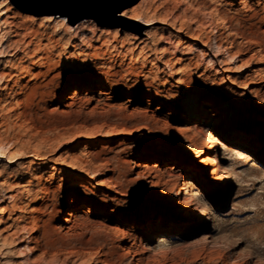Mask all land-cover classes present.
Listing matches in <instances>:
<instances>
[{
    "label": "rangeland",
    "instance_id": "1",
    "mask_svg": "<svg viewBox=\"0 0 264 264\" xmlns=\"http://www.w3.org/2000/svg\"><path fill=\"white\" fill-rule=\"evenodd\" d=\"M53 5L0 0V264H264V163L232 154L264 156V0H140L79 20ZM90 81L89 101L57 102ZM217 131L231 155L201 168L189 139L206 152ZM190 181L199 216L176 207Z\"/></svg>",
    "mask_w": 264,
    "mask_h": 264
},
{
    "label": "bare ground",
    "instance_id": "2",
    "mask_svg": "<svg viewBox=\"0 0 264 264\" xmlns=\"http://www.w3.org/2000/svg\"><path fill=\"white\" fill-rule=\"evenodd\" d=\"M54 13H58V12H54ZM1 14L2 13L0 12V15ZM50 15H54V14H50ZM120 16L127 17V14L124 11V12H122L120 14ZM46 19H51V17L50 16H47ZM143 24L144 25H149L150 23H143ZM23 30L26 33L24 34V36H23L22 39H25L26 37H29V36H33V39L35 40V42H38V47H39V45L41 43V40L43 39L42 35L37 30H35L33 28L26 27ZM1 41L2 40H1V37H0V43H1ZM31 44H32L31 42H28L26 44V46L21 49L23 52H25V57H28V55H30V51H26V48L29 47ZM9 46H8V48H10ZM1 53H3V51L0 49V54ZM10 54H11V51H10ZM38 54L40 56V60H42L41 61V64H44V66H46L45 67L46 68V71H43L45 73H41V71H40L41 69H39V71L37 73V76H40V74L42 76H45L44 74L49 73L52 70V68H53L52 66H53L54 63L52 62V59H51L50 56H45L44 57L40 52ZM4 55H6V54L4 53ZM41 66L42 65H40V67ZM22 68H23L22 66H20V67L18 66V68L15 70V72H17L18 70H20ZM43 80H44V78H43ZM92 86H94V83H93V81H90L84 87L85 88L84 90H81V88L79 86H75L72 91H68L67 88H64L61 91L60 96H59L57 102L61 103L66 108H68L69 109L68 113H69V112L72 111L71 108L74 107L75 104L78 101H80V100L89 101V98L87 96H85L84 98H82L80 96V94L81 93H84V94L86 93V95H87L88 93L91 92L90 89L92 88ZM28 89H30V88H28ZM32 92H33V89L30 90V93H32ZM104 94H105V92L100 91L99 96H102ZM30 95H32V94H30ZM149 98L151 99L152 97L149 96ZM210 106L211 105L209 103H206V102L205 103H202L201 106H200L201 112L200 113L194 112L191 115L190 119L192 121H194V122H196V123L199 124L203 120V117L202 116L209 113L208 109L210 108ZM205 121H207V119ZM195 128H197V126ZM176 131L180 135H185L184 131L180 127H178V126L176 127ZM220 138H221V133L219 131L215 132L214 134H211L209 136V138H208L209 139V142H208V145H207L208 146V149H207L208 151H206V152H202V150L199 148V146L195 143V140H194L193 137H191L189 139L192 142V144H193V147H194L193 150L195 151V153H199V154L201 153V154H203L202 155L203 156V163H202L201 168H206L207 165H208V163H210L208 156H211L212 155L214 160H216L218 163L219 162L222 163L223 161H225L228 158V156L231 155L230 154L231 151H229V147L228 146H231L234 143L230 139H227V140L223 139L221 141ZM234 138L245 139L247 137H246V135H245L244 132L236 131L234 133ZM219 145H223V147H224V151H223L224 153L221 154V155H219V153H218ZM237 148H239V147H237ZM232 154L235 155V156H238L239 160L242 161V162H244V164H248V163H251V162H254V163H264V156L263 155H259L257 152L251 151L250 149H247V148L245 149L243 147H240L239 149H234V151H233ZM0 157H2V155H0ZM156 159H157L156 161H162V160H169L170 158H163V157L157 155L156 156ZM16 160H17V158L14 155H8L5 158V161L7 163H14ZM146 161H148V160L146 159ZM194 172H195L196 176H199L200 175V173L198 171H194ZM231 172H235V168L234 167L231 168ZM166 174L168 175V177H171V176L172 177L173 176H181V175H179L180 173L177 175L171 169H168L166 171ZM212 174L213 175H217L218 178H219L220 175L227 174V169L223 165L218 164L216 166V168L212 171ZM184 175L191 176L192 175V170H190V169L186 170L184 172ZM235 175H237V173H235ZM213 180H214V178H213ZM226 180L227 181L225 182V186H228L229 184H232V182L234 180L233 175L230 174V173L227 174L226 175ZM176 192L177 193H176V195H175L174 198H175V201H176V207L177 208H183V209H186L187 210V207H188V204L187 203H191V205L193 206V209L195 211V216H199L202 213V209H201V207H200V205L198 203V199H197L198 196L200 195V193L197 190L196 186L194 185L193 181H190L189 182V186H188V189H186V191H185V189L183 187L182 188L180 187ZM228 193H229V191L226 192V194H228ZM81 209H84V207H81ZM185 215H187V213H185ZM63 220H64V222H67L68 219H63ZM194 221H195L194 218H192V219L189 220L190 223H193ZM182 244L183 243L178 242L175 246H178L179 247ZM174 248H176V247H174Z\"/></svg>",
    "mask_w": 264,
    "mask_h": 264
},
{
    "label": "water",
    "instance_id": "3",
    "mask_svg": "<svg viewBox=\"0 0 264 264\" xmlns=\"http://www.w3.org/2000/svg\"><path fill=\"white\" fill-rule=\"evenodd\" d=\"M57 5H53L51 9L69 13L65 10L66 6H77L75 11L76 20L93 17L98 10H105L109 15L114 16L118 12L135 5L140 0H53Z\"/></svg>",
    "mask_w": 264,
    "mask_h": 264
}]
</instances>
